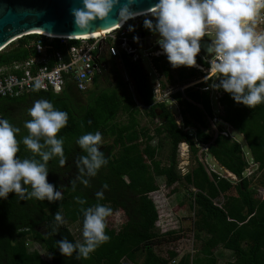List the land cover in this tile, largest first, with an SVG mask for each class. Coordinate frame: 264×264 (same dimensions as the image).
<instances>
[{
    "label": "trees",
    "instance_id": "obj_1",
    "mask_svg": "<svg viewBox=\"0 0 264 264\" xmlns=\"http://www.w3.org/2000/svg\"><path fill=\"white\" fill-rule=\"evenodd\" d=\"M141 32L154 35L143 27V22L135 29V35ZM39 40L46 42L48 39L41 34H28L9 44L0 52V67L10 68L30 58L34 54L32 43ZM122 56L134 82L136 99L127 82L113 81L112 74L117 72L109 70L110 58L106 54L101 56V72L94 76L90 86L95 85V89L89 87L81 91L68 81L62 93L33 90L28 97L26 94L17 98L0 97V113L20 128L17 155L21 159L32 155L19 143L21 137L27 135L24 122L31 119L29 102L46 99L55 109L68 115L66 127L57 133L58 138L63 137L65 164L60 166L58 157L47 163V179L60 187L63 199L55 202L35 198L20 200L14 193H9L7 199H0V264H128L127 261L136 264H220L225 254L219 250L230 253L224 264H264V196H259L264 190V104L248 108L218 90L222 93L219 101L223 106L220 117L244 136L247 152L236 138L223 133L214 136L211 132L209 118L215 116V110L211 91L202 89L211 81L172 94L182 117L179 125L169 105L156 101L154 85L147 72L138 62ZM164 59L167 60L166 56L156 58V66L173 85L188 84L204 76L199 69L180 66L174 68L176 77L169 62L159 64ZM196 60L209 66L198 55ZM102 81L107 82L103 88ZM81 95L86 96L85 100ZM121 115H125L126 120L119 119ZM142 117L150 119L153 130L147 124L142 125ZM219 128L224 129L221 125ZM97 131L101 133L100 150L107 164L96 176L84 177L88 180L84 185L76 179L80 174L75 161L86 153L76 140L85 133ZM181 143L189 145L195 160L185 174L179 168ZM201 145H208L204 154L214 157L236 179L220 172L209 174L206 164L198 157ZM252 163L253 173L247 176ZM74 180L75 188L71 183ZM162 183L171 193L181 187L188 192L195 217L194 236L199 243L195 252L180 254L171 248L163 254L157 250L181 238L180 230L164 231L160 224V212L152 193L159 191ZM104 184L108 185L107 189L102 188ZM101 191L102 198H97L96 193ZM77 197L85 203H78ZM97 203L111 209V213L121 211L124 223L115 228L105 219V233L109 239L87 259H76L75 252L71 257L62 256L56 248V240L66 237L73 243L82 241L81 209ZM56 212L61 215L62 222L55 220ZM74 225L78 233L72 229ZM34 243L47 251L48 259L38 249L31 248Z\"/></svg>",
    "mask_w": 264,
    "mask_h": 264
},
{
    "label": "clouds",
    "instance_id": "obj_2",
    "mask_svg": "<svg viewBox=\"0 0 264 264\" xmlns=\"http://www.w3.org/2000/svg\"><path fill=\"white\" fill-rule=\"evenodd\" d=\"M134 2L79 0L80 6L71 9L74 26L80 30L75 33L87 32L94 21L107 19L117 5H120L118 16L121 22L134 18L137 15L131 10ZM261 9H264V0H157L150 11L143 13L146 17L143 27L157 36L160 52L172 68L196 66L201 38L214 33L206 47V62L209 65L207 73L216 78L211 80L207 74L204 80L211 81L209 88L228 93L237 104L254 108L264 104V32H256L253 27ZM149 16L152 18H147ZM40 87V82L36 81L33 90ZM28 115L31 119L23 125L27 135L21 137L19 143L32 155L23 159L17 155L20 128L0 118V199H7L9 193H14L20 200L61 201L60 187L47 179V163L58 157L59 165L65 164L63 137L58 138L57 133L66 127L68 115L55 109L46 99L35 100ZM76 144L86 153L75 161L80 174L76 179L87 185L88 180L84 177L96 176L98 170L107 164L100 150L101 133H85L77 138ZM45 148L47 150H43ZM200 148L204 153L208 145ZM71 183L75 188V180ZM107 187V184L102 186L103 189ZM96 196L102 198L103 192H97ZM76 199L80 204L85 203L78 197ZM81 211L83 239L75 243L66 237L56 240V248L62 256L71 257L75 252L76 259H87L109 239L105 233V219L111 209L97 203ZM55 220L62 222L59 212L55 213Z\"/></svg>",
    "mask_w": 264,
    "mask_h": 264
},
{
    "label": "built area",
    "instance_id": "obj_3",
    "mask_svg": "<svg viewBox=\"0 0 264 264\" xmlns=\"http://www.w3.org/2000/svg\"><path fill=\"white\" fill-rule=\"evenodd\" d=\"M140 16H135L93 38L47 35L46 42L39 40L32 43L34 54L30 58L15 63L10 68L0 67V97L17 98L27 95L33 91L36 81L40 82L41 91L62 93L68 81L73 82L79 90L86 91L92 85L94 76L101 72L99 60L103 54L116 59L126 55L133 62L140 63L146 57L155 68V59L164 54L160 52L156 42L150 48L144 47L148 36L135 35V29L140 25L131 24V20ZM256 24L261 32H264V9H261L256 17ZM119 41L122 43L119 44ZM198 55L206 62V53L201 50ZM200 67L204 70V67L209 66ZM207 89L209 88H203ZM0 118H4L1 113Z\"/></svg>",
    "mask_w": 264,
    "mask_h": 264
},
{
    "label": "rangeland",
    "instance_id": "obj_4",
    "mask_svg": "<svg viewBox=\"0 0 264 264\" xmlns=\"http://www.w3.org/2000/svg\"><path fill=\"white\" fill-rule=\"evenodd\" d=\"M145 18H146L145 16H140L136 19L131 20V24H133V25L136 24V26H138L144 21ZM147 18H151V17L149 16ZM253 26H254L255 31H261L260 27L256 23ZM208 36L211 37L213 35H208ZM209 37L205 36L204 38L210 39ZM164 62H168V61L166 59H164L159 64L162 65ZM143 63H144L146 70L148 72H150V75H151V76L149 75L150 80L152 82L159 80L157 75L154 73L153 69H155V68L151 67L150 62L146 57H144ZM199 66H201V65H199ZM108 68L112 73L114 71L117 72V74L115 73V75L112 74L113 75L112 76L113 81L117 82L118 80H123L124 82H127L129 85L128 86L129 90L131 92H134L135 99H136L137 95H136L134 82H133L131 76L128 74V71L126 70V68L124 66V62H123L122 58H119V59L110 58L109 62H108ZM194 68L199 69V67H194ZM207 69L208 68H205V67H204V70L199 69L202 71L204 76H202V77L200 76L198 79L197 78L192 79L190 84L195 83V80H199L200 82L203 81L204 77L208 74ZM157 70H158L157 72L160 75L161 80H163V82H167L166 80L168 79V77H166L163 74L161 68H159ZM172 72L177 77V71L174 68H172ZM208 75L212 76L211 78H213L215 80L216 77L212 73H209ZM106 85H107V82H105V81L100 82L101 88L105 87ZM178 85L179 84H177L175 86L179 87ZM90 89H95V85L90 87ZM210 91H211V103H212V106L215 110V115L223 114V107L219 101L220 97L222 96V93H220V92L217 93V90H213L211 88H210ZM81 97L84 100L86 98L85 95L84 96L81 95ZM33 102L34 101H31V102H29V104L33 105ZM174 103H176V102L170 101L169 104L171 106L172 111L174 112V114L176 116L178 124L181 125L182 117L180 116L177 103H176V105H174ZM119 119L126 120V117H125V115L124 116L121 115ZM141 123H142V125H146V124L149 125L151 129L154 127V124L151 123L150 119L147 117H142ZM210 125H211V132L214 135H216L217 125H213L211 122H210ZM231 132H232V130H231ZM234 133L236 134V137L238 138V140L243 145V149L248 152V148H246L248 146H247V143H246L244 136L241 135L236 129H234ZM153 143H155V141H153ZM202 151H203V149H200L198 152V157L200 158V160H202L207 166H208V164H210L211 167H213L212 169L223 173V171H222L223 169L221 170L216 165V161L211 156L207 157L206 156L207 154L201 153ZM247 156L248 157L250 156L249 153H247ZM178 159H179V168H181V172L183 174H185L188 170H190L193 167V165L195 164L194 157H192L190 147L187 143H181L180 144ZM253 168H254V164L252 163L250 165V167L247 169V174H246L247 176H250L253 173ZM228 175L234 177V175H232V174H228ZM226 177H227V175H226ZM187 193L188 192L183 187H181L176 193H171V189L167 188L166 185H164V183L161 184L159 191L152 193V196L155 199L157 206H158V209H159V212H160V224H161V226H163L162 227L163 230L167 231V230H171V229H176V230H180V231H178V234H181L180 239H178L176 241L167 242V243L163 244L162 246L158 247L157 250L160 253L166 254L167 250H169L171 248H175L176 250L179 251L180 254H184L186 252H195V250L199 246V243L197 242V240L194 236V234H195L194 233V219H195V217H194V212L192 211V209L190 207V203H189L190 201L188 199ZM259 196L260 197L264 196V190L259 192ZM106 220L111 227L118 228L121 226V224L124 223L123 221L125 220V216L122 214L121 211L117 210L116 212L109 214V216H107ZM77 228L78 227L75 225L72 226V229L75 231V233H78ZM31 248L38 249L44 258H47V259L49 258V254L47 253V251L44 248H42L39 244L34 243V244H32ZM229 255H230V253L228 252L227 255L225 256V258L221 259L220 264H224L225 261L228 259ZM127 263L128 264H136L134 261H132V262L127 261ZM137 264H140V263H137Z\"/></svg>",
    "mask_w": 264,
    "mask_h": 264
},
{
    "label": "water",
    "instance_id": "obj_5",
    "mask_svg": "<svg viewBox=\"0 0 264 264\" xmlns=\"http://www.w3.org/2000/svg\"><path fill=\"white\" fill-rule=\"evenodd\" d=\"M125 0H121L124 3ZM157 0H135L131 10L138 15L150 11ZM79 0H0V52L18 38L28 34L53 36H83L104 31L120 24L117 5L105 20H96L87 32L75 33L71 9L79 7ZM41 32V33H40ZM141 33L140 37H144ZM157 37L144 42L150 48ZM209 39H201V50L206 53ZM121 44L122 42H118ZM134 47V43L131 42ZM207 54V53H206Z\"/></svg>",
    "mask_w": 264,
    "mask_h": 264
},
{
    "label": "crops",
    "instance_id": "obj_6",
    "mask_svg": "<svg viewBox=\"0 0 264 264\" xmlns=\"http://www.w3.org/2000/svg\"><path fill=\"white\" fill-rule=\"evenodd\" d=\"M256 32H261V31H256ZM146 36H148V38L147 39H150V38H152V37H155L156 35H146ZM149 36H150V38H149ZM157 37V36H156ZM154 42H156V41H154ZM153 42V43H154ZM145 47V46H144ZM198 55V54H197ZM199 56V55H198ZM200 57V56H199ZM201 59H202V57H200ZM123 60V59H122ZM203 60V59H202ZM204 61V60H203ZM205 62V61H204ZM141 66H142V68L144 69V71L146 72L147 70H146V68H145V66H144V63L143 62H138ZM151 65V64H150ZM197 65L198 66H194V67H199V69H201V70H203L199 65H204L203 63H201V62H199V61H197ZM125 66V65H124ZM151 67L153 68V66L151 65ZM126 68V67H125ZM157 69H159L157 66H156V61H155V69H153L154 70V73L157 75V77H158V79L159 80H156L155 82H153V85H154V93H155V99H156V101H163V102H166L168 105H169V107L171 108V106H170V101H175L173 98H172V94L173 93H175L176 91H178V90H180V91H184L186 88H188V87H195L197 84H199V83H201V82H203V81H205V80H203V81H199V80H195V83H192V84H190L191 83V81L188 83V84H184V85H178L179 87H176L175 85H177V84H179V83H176V84H171V83H169V78L166 80L167 82H163V80H161V78H160V75L158 74V70ZM147 74H150V72H148L147 71ZM151 76V75H150ZM210 77H212V76H210ZM198 79V78H197ZM190 84V85H189ZM194 84V85H193ZM192 85V86H191ZM204 88V87H203ZM202 88V89H203ZM208 90H210V88L208 89ZM217 93H219V91L217 90ZM30 94V93H29ZM29 95H27V97H28ZM176 102V101H175ZM177 103V102H176ZM176 103H174V105H176ZM177 105H178V103H177ZM223 107V106H222ZM178 109H179V107H178ZM181 116V115H180ZM221 115H215L212 119H210L209 118V122H211L213 125H217V129H216V135H214V136H217L218 134H220V133H223L224 134V132H226L227 133V136H231V137H234V138H236L237 140H238V138L236 137V134L234 133V128L229 124V123H227L226 121H224L221 117H220ZM223 126L224 127V129H222V130H220V128H219V126ZM231 130H232V132H231ZM242 135V134H241ZM207 157H209V156H211V155H206ZM212 157V156H211ZM215 161H216V165L223 171V173H221L222 175H224V176H229L228 174H232V173H230V171H228L225 167H223V166H221L220 165V163L214 158V157H212ZM202 161V160H201ZM206 167H207V170H208V172H209V174L211 173V172H218V171H216V170H214V169H212L213 167H211V165L210 164H208V166L206 165ZM234 175V174H233ZM230 177H232V176H230ZM232 179H236V177H235V175H234V178L232 177ZM219 251H221V252H223L224 254H225V256L227 255V253H228V251L227 250H219Z\"/></svg>",
    "mask_w": 264,
    "mask_h": 264
},
{
    "label": "bare ground",
    "instance_id": "obj_7",
    "mask_svg": "<svg viewBox=\"0 0 264 264\" xmlns=\"http://www.w3.org/2000/svg\"><path fill=\"white\" fill-rule=\"evenodd\" d=\"M142 16L143 15V13L142 14H137L136 16ZM121 24H123V22H120V24H118V26L119 25H121ZM41 33V32H40ZM100 34V32H96V33H93V34H87V35H83V36H76V37H84V38H93V37H95V36H98ZM197 66V65H196ZM231 173V172H230ZM233 175V174H232ZM233 177V176H232ZM234 178V177H233Z\"/></svg>",
    "mask_w": 264,
    "mask_h": 264
}]
</instances>
